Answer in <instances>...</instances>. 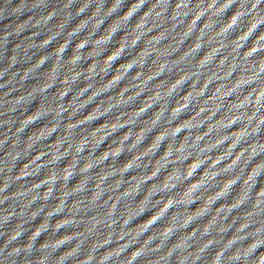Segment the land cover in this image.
Segmentation results:
<instances>
[{
	"label": "water",
	"instance_id": "water-1",
	"mask_svg": "<svg viewBox=\"0 0 264 264\" xmlns=\"http://www.w3.org/2000/svg\"><path fill=\"white\" fill-rule=\"evenodd\" d=\"M160 264H264V163Z\"/></svg>",
	"mask_w": 264,
	"mask_h": 264
}]
</instances>
